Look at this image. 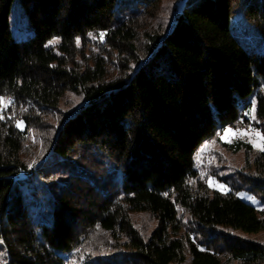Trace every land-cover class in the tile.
I'll return each mask as SVG.
<instances>
[{
	"label": "trees",
	"instance_id": "16d2710c",
	"mask_svg": "<svg viewBox=\"0 0 264 264\" xmlns=\"http://www.w3.org/2000/svg\"><path fill=\"white\" fill-rule=\"evenodd\" d=\"M163 1L0 0V98L31 111L19 128L0 121L4 264H264V244L242 236L264 231V212L238 197L264 205V152L226 147L252 156L227 193L196 161L228 128L264 134V0H170L156 26ZM238 15L263 50L235 36ZM67 93L82 101L52 128Z\"/></svg>",
	"mask_w": 264,
	"mask_h": 264
},
{
	"label": "rangeland",
	"instance_id": "374dc122",
	"mask_svg": "<svg viewBox=\"0 0 264 264\" xmlns=\"http://www.w3.org/2000/svg\"><path fill=\"white\" fill-rule=\"evenodd\" d=\"M172 6L173 1L164 0L160 5L158 12L155 13L154 20L150 23H154V25L156 26L158 24L166 26L171 15L170 10ZM233 19V33L236 37H239L243 45L249 50H263V44L260 42V40L257 39V37L254 36L253 33L248 31V23L239 15L237 17H233ZM11 23L15 38L25 39L32 35V32L27 26V21L24 18L23 13L17 3L13 7ZM91 47L93 48H89V50L91 51L89 53H96L98 51V49H95L96 47H94L93 45H91ZM110 53L111 50H109V57L112 60H116L117 55H112ZM114 67H116L117 69V61ZM113 71L116 74V70ZM2 98L5 101V104H0V115H3L4 117L3 119H0L1 122L4 120L7 123L13 122L15 124L16 121H21L20 117H24V115H31V111L28 112L27 109L19 102H17L15 98L11 96H4ZM8 101H11V103H7ZM81 101L82 98L80 96H77L72 93H67V95L64 97V100L59 106V112H55L52 114L51 118H47V121H49V123L52 125V128L56 127L57 122L64 113L73 111L81 103ZM42 115L44 116V113H41V116ZM257 115L258 109L256 108L254 112V117L257 118ZM52 128H49L48 131H41L39 133H50L49 131L52 130ZM228 129H231L233 132H236L237 130L248 131L249 135L244 137H232L231 142L228 143L225 142L224 139H222V136L224 135L226 130L222 133H218L214 139H211L210 141L206 142L201 147L196 160L201 179L206 181V183L212 190L224 193L230 192L232 190L231 185L228 183V176L233 173L234 170H245L246 166H248V163L252 161V156L246 155L244 152L233 154L231 152L226 151V147L228 145L235 144L237 141H241L251 145L255 152H261L259 148L254 147L253 142L255 141V136L251 130L255 129L256 131L264 135L254 122H250L249 124H245L244 126L237 125ZM32 132L33 131L31 130L30 133ZM111 171L115 172V168L113 166L109 167V173H111L113 176L114 174ZM24 174L25 172H23V175ZM118 179H120V176H118ZM210 181L212 182L211 186ZM220 186H224L223 189ZM238 197L247 202L248 204L257 207V209H259L260 211L264 212V205L260 204V199L256 195L240 193ZM253 200H255V203H253ZM134 219L136 222V226L140 230L145 229V231H151L155 225L154 221L147 215H136ZM242 236L247 239L264 244V231L253 234L244 233L242 234ZM0 264H4L1 259ZM183 264H191L190 256H187L186 261ZM227 264L233 263H230L228 261Z\"/></svg>",
	"mask_w": 264,
	"mask_h": 264
},
{
	"label": "snow or ice",
	"instance_id": "6c2138e0",
	"mask_svg": "<svg viewBox=\"0 0 264 264\" xmlns=\"http://www.w3.org/2000/svg\"><path fill=\"white\" fill-rule=\"evenodd\" d=\"M55 43V42H53ZM7 103H11V101H8ZM0 104H5V101L3 100V98H0ZM255 112V108L253 107L251 109V112L249 113V115H251V113ZM3 115H0V119H3ZM253 119L255 118L254 116L252 117ZM16 126L22 127V122L21 121H17ZM252 133H254L255 136V141L254 143V147L259 148V150L261 152H264V135H262L260 132L256 131L255 129L251 130ZM249 132L248 131H239L237 130L236 132H233L231 129H228L225 131L224 135L222 136V139L225 140V142L230 143L231 142V138L232 137H244V136H248ZM31 167V165H29ZM212 182L210 181V186H211ZM222 189L224 186H220ZM226 190V189H225ZM253 203H255V200H253Z\"/></svg>",
	"mask_w": 264,
	"mask_h": 264
}]
</instances>
